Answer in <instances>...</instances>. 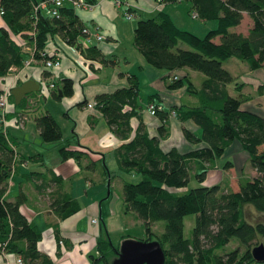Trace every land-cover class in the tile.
Here are the masks:
<instances>
[{"label": "trees", "instance_id": "1", "mask_svg": "<svg viewBox=\"0 0 264 264\" xmlns=\"http://www.w3.org/2000/svg\"><path fill=\"white\" fill-rule=\"evenodd\" d=\"M165 1L168 0H160ZM189 1L191 13L196 9L202 18H215L216 25L198 33L179 25L171 13L160 6L154 13L137 18L133 41L148 62L169 71L165 76L168 87L184 84L187 92L196 99L182 100L169 107L163 104L159 90L150 92L146 108L149 109L151 102L156 105L152 113H157L161 120L157 133H151L144 122L139 76L135 72L128 74V83L97 93L94 104L107 117L114 131L126 138L115 148L120 170L114 171V174H121L124 208L135 210L143 219L148 231L145 238L155 233L165 251L164 264H249L258 260L252 247L264 242V218L253 220L245 212L246 206L251 204L258 213H264V114L242 105L252 95L240 90L244 81L236 79L235 73L223 61L236 56L246 61L250 68L264 66V0ZM0 8L3 10L0 75L5 74L12 63L22 64L28 55L20 37L28 42L35 41V55L42 58L43 54L53 55L46 47L51 41L58 43L56 33L65 42L74 44L87 25L69 2L60 6L59 15L40 9L37 17L32 11V0H0ZM244 11L252 18L246 32L235 27L241 22ZM216 34L220 35L219 40L214 39ZM79 47L91 59L89 68L97 64V58L108 60L94 40L87 45L79 44ZM40 49L44 50L43 54ZM183 67L199 69L205 76L197 83L189 72H181ZM173 70H179V74L173 76ZM51 73L53 69L43 64V74ZM54 80L55 85L50 86L45 79L56 96H59L60 87L63 93L72 92L71 76L61 75L59 80ZM233 80L238 87L234 92L229 85ZM256 90L264 93V81L258 83ZM30 92L44 95L45 90L42 87ZM8 100L13 101L15 107L26 108L28 104L25 95L16 102L11 90ZM24 108L16 109V114L27 110ZM9 111L6 110L7 116ZM134 114L139 115V122L133 129L131 117ZM169 115L195 120L200 128L195 131L183 126L184 136L191 141L204 142L187 149L175 144L162 146L160 138L167 132ZM36 122L45 139L61 137V125L48 109L36 115ZM7 128L0 120V252H16L27 264H55L39 241L44 226L50 225L60 244L63 236L58 224L55 221L43 224L30 218L21 207L20 192L14 198L6 195L15 164V148L10 142V138L13 140L11 135L6 133ZM234 139L239 140L248 152V164L256 172L241 173L237 188L223 185L221 179L204 183L207 168L215 165ZM69 143L70 140L61 141L58 146L60 156H79L83 149ZM232 164L230 157L223 161L224 167ZM104 166L109 170L106 161ZM192 178L197 179L195 184H190ZM68 201L55 195L50 203L63 215L68 212ZM192 211L196 212L195 222L191 233L185 235L184 215ZM158 218H164L160 231H156L152 223ZM101 225L97 252H90L89 264H110L119 247L120 242L113 241L105 222ZM232 237H236L237 245L221 251ZM241 244L246 248L239 255Z\"/></svg>", "mask_w": 264, "mask_h": 264}, {"label": "crops", "instance_id": "2", "mask_svg": "<svg viewBox=\"0 0 264 264\" xmlns=\"http://www.w3.org/2000/svg\"><path fill=\"white\" fill-rule=\"evenodd\" d=\"M92 1V6L76 7L75 10L78 16L87 23L90 30L105 32V37L97 39L93 36V40L108 60L97 58V64L86 69L76 60L78 51L56 33L58 43L51 41L47 49L58 51L61 61L51 68L54 78L58 80L61 75L72 77V92L59 93V96H56L52 91L49 94L45 91L44 95L39 92H29L25 94L26 98L28 95H34L35 101L30 104L27 102L26 108L7 105V109H10L11 112L9 111L7 116L6 133L13 139L10 138V142L15 148V164L10 173L6 195L14 198L20 192L23 198L21 207L30 218L34 217L43 224L46 221L48 223L55 221L58 224L59 233L63 236L60 244L50 225L44 226L39 241L41 248L54 258L55 264H89L90 252H97V238L103 229L101 222H105L108 230L120 226L123 228L127 222V212L132 211V209L124 208L121 174H114L115 170H120L115 148L126 138L114 131L107 117L97 105H87V100L95 99L99 92L111 91L128 83L130 72L137 73L139 79L142 77L141 75L154 74L153 77L147 78V93L159 90L162 102L166 106L170 107L182 100L196 99L194 95L187 92L184 84L178 87H168L165 76L169 71L164 68L155 69L146 60L142 51L133 41L136 23L133 18L152 14L158 7L163 6L179 25L198 33H204L207 28L215 26L217 22L215 18H202L201 21L192 20V17L188 15L191 4L189 0L185 2L168 0L163 4L162 2L158 3V5H155L154 0H122L119 3L115 0ZM127 8L134 11L132 16H127L124 13ZM22 39L33 46V41L28 42L24 37ZM214 39L219 40L220 35L216 34ZM23 49L28 52L27 56H31V49L25 45ZM231 58L228 66L235 73L236 79L244 81L243 85L239 86L240 90L247 93L246 87L251 86L248 93L252 96L244 100L242 105L264 114V106L263 110L258 107L264 103H257L258 100L264 101V93H258L256 90L258 83L264 81V66L250 68L244 60L237 57ZM41 59L35 55V58L23 69L20 79L32 76L41 82L45 80L43 60ZM236 62H242L246 68L243 71L239 69L237 72L234 66ZM180 70L189 72L197 83H200L205 76L204 72L199 69L183 67ZM0 77L3 79L0 82L1 89L10 81V77L8 73L2 74ZM229 85L232 92L238 90L234 80L229 82ZM139 90L143 103L141 109L143 115L144 102H148V99L143 94L142 86L139 87ZM22 108L27 109L25 111H28V119H31H27L28 121L26 120L24 125L20 126L17 123L15 110ZM32 109H34L33 114L30 113ZM46 109L56 116L61 125L62 135L59 138L45 139L40 132L36 115ZM138 122L139 115H132L133 129ZM144 122L151 133L158 132V125L161 122L159 116L151 117L148 121L144 118ZM183 126H188L195 131L200 128L199 124L191 118L182 119L169 115L167 132L160 138L161 145L170 147L175 144L181 149H187L204 142V140L191 141L187 139L183 133ZM133 132L134 130L130 134L132 135ZM62 140H70V146L82 148L81 154L61 157L58 146ZM228 148L233 149L238 158L233 159L232 157L233 164L224 167L226 173L221 182L223 185L237 188L238 186L235 187L233 184V178L230 179V172H227L235 167L238 178L243 173L242 165L244 159L248 158V152L237 139L228 144L224 152ZM109 152L114 154L113 164L107 160ZM224 152L217 158L215 164L221 163H219V159L230 157L226 156V152ZM105 161L109 170H106L104 166ZM113 187H116L118 192L113 193ZM55 195L69 199L66 203L67 213L60 215L52 208L50 201ZM104 202H106L105 206H103ZM131 214L133 221L144 222L137 212ZM95 216L98 218L97 221L92 220ZM113 216L117 222L113 221ZM16 255L17 253L13 251L8 254L0 252V264H27L26 262H17Z\"/></svg>", "mask_w": 264, "mask_h": 264}, {"label": "rangeland", "instance_id": "3", "mask_svg": "<svg viewBox=\"0 0 264 264\" xmlns=\"http://www.w3.org/2000/svg\"><path fill=\"white\" fill-rule=\"evenodd\" d=\"M154 1H155V5H158L159 1L158 0H154ZM181 1L185 2L186 0H180L178 2H181ZM163 3L164 2H162V4ZM188 15H190L192 17V18L191 17L190 18L192 20H194V21H201L202 20V17L199 16V13L197 14V16H194V15H192L191 10H190V12H188ZM137 18L138 17H134L133 20L136 21ZM251 22H252L251 16L249 15V13L247 11H244V16H243L241 22H239L235 27L239 28L241 30H247V28H248V26L250 25ZM2 23H3V18H2L1 12H0V24H2ZM185 45H187V43H185ZM231 57H236V56H231ZM231 57H229L226 60H224L223 63L228 66L230 61H231V59H232ZM150 65H152V64H150ZM152 66L155 69L159 68V67H156L154 65H152ZM234 66H235L237 72H239V69H241V71H243L246 68V65L242 64V62H236V63H234ZM141 76L142 77L139 79V86H142L143 94L145 95L146 99H148V93H147V90H148L147 82L148 81H147V78L153 77L154 74H150V76L149 75H147V76L141 75ZM2 81H3V79L0 77V82H2ZM42 87H43V89L45 91H47V94L50 93V89L48 88V85L46 84L45 80L42 81ZM250 87L251 86L246 87L247 93H248ZM257 103L263 104L264 101H259L258 100ZM14 104L15 103H13V101H11V100H9V102H7V105H9V106L14 105ZM144 105L145 106H144V110H143V116H144L145 120L148 121V120H150L151 117H157L158 116L157 113H152L148 108H146L147 107V102L146 101L144 102ZM263 106L264 105H262V106L258 105V107L261 110H263ZM30 113L33 114L34 113V109H32L30 111ZM30 119H28V120H30ZM225 152H224L225 155L226 156L229 155L230 158H232V157H233V159L234 158H236V159L238 158L236 152L233 149H231V148H228ZM226 158L227 157H225L223 160L219 159V163L221 162L220 164H215V165L209 166L207 168L206 175H205L204 179L202 180L204 183H210V182H213V181H216L218 179H222L223 178V175L226 173V171L224 169V166H223V161ZM107 160H108V162H112V164L114 163V154H113V152L112 153L109 152L107 154ZM244 162H246L245 163V167H244L245 170L243 169L244 173L253 174V173L256 172V169L254 167H252L250 164H248V160L247 159H244ZM237 167L239 169V166H237ZM231 169L232 170L228 171L227 173L230 172L229 173L230 174V179L233 178V180H232L233 184H234L235 187H237L238 186V178L236 177V175H237L238 172H236V170H235L236 168L235 167H233ZM130 176H132V178H138L139 177V176H136V175H130ZM196 182H197V179H195V178H192L190 180V184H195ZM112 191H113V193L115 191L118 192L116 187H113ZM121 191H122V189H121ZM105 205H106V202L103 203V206H105ZM245 212H246L247 217L250 218V219H253V220L256 219V218H264V213H258V211L255 210V208L251 204H248L246 206ZM131 213H136V212L133 209H132V211L127 212V214H126L127 222L125 223L123 228H121V226H120V227H116V228H113V229L109 230V235L111 236V238L113 239L114 242L118 243V242L121 241L122 238H124L126 236H134V237H142V238H145L146 236H148V231L146 230L145 223L142 222L141 220H136L135 218L134 219L136 221H133ZM195 218H196V212H194V211L188 212V213H186L184 215V233H185V235H189L191 233V227L193 226V224L195 222ZM112 219H113L114 222H117V220L115 219V216H113ZM152 223H153V228L156 231H160L163 228L164 218H158V219L154 220ZM122 235H124V236H122ZM154 237H155V233H152L150 238H154ZM235 245H237V239H236V237H232V239L225 245V247L223 249H221V251L224 252L226 250H229L231 247H233ZM245 248H246V246L244 244L239 245V255L241 254V252ZM100 264H102V263H100ZM249 264H264V260H254V261L250 262Z\"/></svg>", "mask_w": 264, "mask_h": 264}, {"label": "built area", "instance_id": "4", "mask_svg": "<svg viewBox=\"0 0 264 264\" xmlns=\"http://www.w3.org/2000/svg\"><path fill=\"white\" fill-rule=\"evenodd\" d=\"M115 1L119 3L122 0H115ZM158 1L160 2V0H158ZM66 2L71 3L73 7H82V6L87 7V6H92V4H93L92 0H32V11H33V14L35 15V17L38 16V12L40 9H45L47 11H50L53 14L59 15L60 14V6ZM1 11H3V10L0 8V12ZM124 13L127 16H132L134 14V12L128 8L124 10ZM192 14L197 15L198 11L196 9H194L192 11ZM93 36H95L97 39H101V38L105 37L106 35H105V32L100 31V30L92 31L89 29V27L87 25H85L83 27V32L79 33V35L77 37V43L70 44L76 51H78V56H77L76 60L81 65H83L86 69H89V61H91V59L87 58L82 53V51L80 50L79 44L87 45L89 43H92ZM20 38L22 39V37H20ZM24 45H25V47H28L29 49H31V51H32L31 56L30 55L26 56L24 58V61L22 64L12 63L9 66V69L6 73H8V75L10 77V81L7 82V84L0 89V120L2 121L4 127H6V125H7L6 110H7L8 93L10 91V88L13 84L17 83V81L20 80V78H22L21 73H22L23 68L27 64H29L32 59L35 58V52H34V50L36 48L35 41H33V46H31L30 43L24 42V40H23V46ZM46 49H47V47H46ZM40 51L42 52V54L44 53L43 49H40ZM51 52L53 53V55L46 56L43 54L42 60H43V64H45L49 67H54V66L58 65L61 60H60V55H59L58 51L53 49V51H51ZM177 71H179V70H173V71H171V74L173 76L174 75L176 76L179 74ZM53 76H54L53 73H51L49 75H45V79H47L48 84L50 86H54L56 83ZM27 100H28V103H33L35 101L34 95H28ZM95 102H96V99L88 100L87 105H93ZM149 109L151 112H155L156 105L154 104V102L150 103ZM28 117H29V114L27 111H25V110L20 111L17 115V123L20 126L24 125V123L28 119ZM97 219L98 218L96 216L92 218L93 221H97ZM3 252L8 254V251H3ZM16 260L19 263H24V259L20 254L16 255Z\"/></svg>", "mask_w": 264, "mask_h": 264}, {"label": "water", "instance_id": "5", "mask_svg": "<svg viewBox=\"0 0 264 264\" xmlns=\"http://www.w3.org/2000/svg\"><path fill=\"white\" fill-rule=\"evenodd\" d=\"M42 88V82L32 76L22 79L11 86L15 101L19 102L28 92ZM59 93H63L61 87ZM253 255L264 260V242L260 241L252 247ZM165 251L157 237L142 238L126 236L121 239L117 253L110 264H164Z\"/></svg>", "mask_w": 264, "mask_h": 264}]
</instances>
